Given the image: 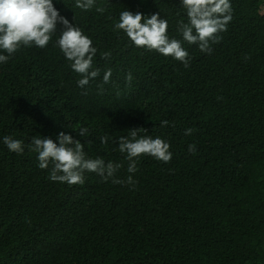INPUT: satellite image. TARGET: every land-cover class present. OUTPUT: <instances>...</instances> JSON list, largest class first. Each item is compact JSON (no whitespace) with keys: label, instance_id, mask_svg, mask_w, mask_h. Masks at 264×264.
Masks as SVG:
<instances>
[{"label":"trees","instance_id":"1","mask_svg":"<svg viewBox=\"0 0 264 264\" xmlns=\"http://www.w3.org/2000/svg\"><path fill=\"white\" fill-rule=\"evenodd\" d=\"M96 4L103 14L53 0L97 49L93 67L101 76L86 89L57 35L0 63V264H264V0H230L232 20L211 54L182 42L188 67L113 30L123 10L159 12L169 37L182 39L180 0ZM108 68L111 79L99 93ZM80 127L87 137L73 130ZM131 128L159 136L173 154L168 163L142 156L131 174L135 187L90 172L83 184L51 181L29 150L33 136L55 141L65 131L88 157L122 163L116 176L126 179L115 138ZM187 128L195 131L185 135ZM105 134L111 138L102 144ZM9 135L24 142L23 153L8 150Z\"/></svg>","mask_w":264,"mask_h":264},{"label":"clouds","instance_id":"2","mask_svg":"<svg viewBox=\"0 0 264 264\" xmlns=\"http://www.w3.org/2000/svg\"><path fill=\"white\" fill-rule=\"evenodd\" d=\"M180 5L185 10L186 20H177L176 32L182 39L169 37L168 21L161 18L159 12L144 15L139 11L123 10L119 13L118 21L114 22L113 30H122L129 42L137 48L155 51L188 67L192 57L182 42L197 45L201 52L211 54V45L222 39L220 33L227 30V25L232 20V7L230 0H180ZM75 6L85 11L95 6L98 13L105 12V7L97 5L96 0H75ZM58 23L62 26L59 32ZM53 35H57L55 44L70 62L71 69L80 76L76 81L77 86L86 89L91 80L101 76V69L93 67L97 49L91 38L78 25L60 15L53 0H0V53H6L0 54V63H7L21 48L47 47ZM102 58L109 59L110 53L104 52ZM111 76V68L103 72L102 83L97 85L99 93L103 92V84H107ZM132 79L129 72L125 77L126 87L131 86ZM87 94L86 90L82 92V95ZM160 124L165 127L169 125V121L162 120ZM73 130L77 131L79 137L89 135L87 127ZM141 130L147 131L143 128H131L127 136L115 138L118 151L125 154L127 160V172L130 175L126 179L116 176L123 167L122 163L106 162L101 157H88L84 143L65 131H59L55 141L50 137L33 136L29 150L37 154L38 167L49 170L48 179L51 181L69 185L83 184L85 173L90 172L97 174L104 182L111 180L113 184L135 187L136 181L131 174L137 171L138 161L142 156L168 163L173 155L168 142L159 136L153 138L140 135ZM194 131L193 128H187L184 134L191 135ZM110 138L107 134L99 137L102 144H107ZM3 143L9 151L17 154L24 151V142L10 135L3 137ZM187 150L195 153L196 147L189 144Z\"/></svg>","mask_w":264,"mask_h":264},{"label":"rangeland","instance_id":"3","mask_svg":"<svg viewBox=\"0 0 264 264\" xmlns=\"http://www.w3.org/2000/svg\"><path fill=\"white\" fill-rule=\"evenodd\" d=\"M262 10H264V5L262 6Z\"/></svg>","mask_w":264,"mask_h":264}]
</instances>
